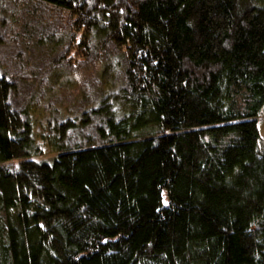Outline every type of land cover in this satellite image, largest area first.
<instances>
[{
	"label": "trees",
	"instance_id": "1",
	"mask_svg": "<svg viewBox=\"0 0 264 264\" xmlns=\"http://www.w3.org/2000/svg\"><path fill=\"white\" fill-rule=\"evenodd\" d=\"M37 1L87 61L123 55L122 84L57 126L49 163L0 70V264H264V8Z\"/></svg>",
	"mask_w": 264,
	"mask_h": 264
},
{
	"label": "rangeland",
	"instance_id": "2",
	"mask_svg": "<svg viewBox=\"0 0 264 264\" xmlns=\"http://www.w3.org/2000/svg\"><path fill=\"white\" fill-rule=\"evenodd\" d=\"M238 1L243 8H264V0ZM72 21L67 9L52 4L0 0V70L16 83L15 102L29 120L39 147L30 158L38 161L50 163L57 155L58 145L51 141L57 138L58 125L66 121L80 125L83 112L109 101L122 84L123 55L105 56V51L96 49V60L87 61L71 42ZM82 34L77 33L76 43ZM256 120L264 147V106ZM69 132L75 135L71 143H82L80 132ZM9 161L0 162V167L18 162Z\"/></svg>",
	"mask_w": 264,
	"mask_h": 264
}]
</instances>
